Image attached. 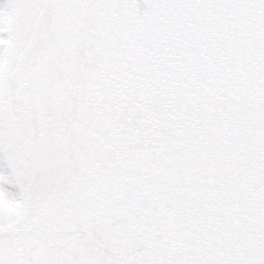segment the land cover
Masks as SVG:
<instances>
[{"label": "snow or ice", "instance_id": "6c2138e0", "mask_svg": "<svg viewBox=\"0 0 264 264\" xmlns=\"http://www.w3.org/2000/svg\"><path fill=\"white\" fill-rule=\"evenodd\" d=\"M0 264H264V0H0Z\"/></svg>", "mask_w": 264, "mask_h": 264}]
</instances>
